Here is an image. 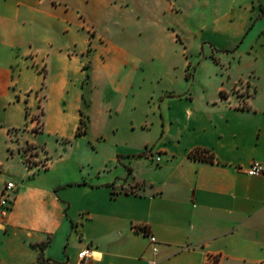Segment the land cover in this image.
<instances>
[{"label": "crops", "instance_id": "crops-1", "mask_svg": "<svg viewBox=\"0 0 264 264\" xmlns=\"http://www.w3.org/2000/svg\"><path fill=\"white\" fill-rule=\"evenodd\" d=\"M162 1L157 14L176 16L165 29L181 41L180 5ZM197 1L192 67L185 47L182 61L173 54L156 82L137 63L115 67L109 86L121 96L120 110L132 94V120L142 121L128 124L97 167L71 179L74 163L53 158L37 139L69 141L90 131L88 124L76 135L102 39L83 16L103 22L111 11L143 4L0 0V144L8 160L15 144L25 165L14 180L0 173V190L8 180L16 184L0 222L8 256L20 264H76L89 246V264H264V174L247 173L253 162L264 164V0ZM38 112L37 128L31 116ZM25 144L38 151L30 166Z\"/></svg>", "mask_w": 264, "mask_h": 264}, {"label": "rangeland", "instance_id": "rangeland-1", "mask_svg": "<svg viewBox=\"0 0 264 264\" xmlns=\"http://www.w3.org/2000/svg\"><path fill=\"white\" fill-rule=\"evenodd\" d=\"M140 1L143 6L139 4L132 6V8L123 7L116 13L111 11L103 22L94 19L91 15L84 14L83 16L85 26L92 32L95 31L96 35L99 34L102 39V44L98 45V50L94 52L90 80L83 89L86 103L82 108L84 116L82 117L83 122L80 125V131L85 129V126L88 127V124L90 131L85 136L75 137L69 141L46 137L45 135H39L37 139L39 146H45L53 158L62 155L63 158L74 163V173L69 176L71 179H77L80 175L85 176L88 167H97L103 152L114 149L124 140L128 124L131 122L137 124L142 121L141 117L132 120V107L130 106L132 94L125 98L127 104L124 110H120L119 100L121 96L109 86L115 67L130 66L132 63H137L141 75L148 81L153 80L156 82L159 81V72L167 66L169 59L173 58V54L177 55L179 60L182 61L181 56L184 47L188 50V60L192 61L190 66L193 65L194 51L199 48L198 42L193 39V19L199 1L177 0L181 11L180 26H178L180 27L178 33L181 41L177 42L167 35L165 29V22L170 21V23H173L176 16L166 13L157 14L164 11L163 1ZM219 3L223 4L224 0H219ZM146 8H148L147 12H145ZM154 14L159 18V21L154 18L155 24L151 25L149 21ZM174 22L177 24V21ZM168 54L170 57H168ZM177 64L180 65L181 62ZM88 66L87 63L85 69ZM86 72L85 80L88 75V71ZM40 114L38 112L35 115L38 124L41 121ZM135 139L142 143L144 134H136ZM12 147L14 148L12 151V157L14 158L8 160L4 155L5 150L0 144V160L4 162L0 167V173L6 179L14 180L15 175L22 173L25 165L17 153L15 144ZM22 147L31 152V159L24 157V161L26 163L28 160L32 162L33 152L37 153L38 151H33L31 145L25 144ZM10 248H12V245L8 247L6 240L1 239L0 254L4 263L20 264L21 262L17 257L8 256L7 250Z\"/></svg>", "mask_w": 264, "mask_h": 264}, {"label": "built area", "instance_id": "built-area-1", "mask_svg": "<svg viewBox=\"0 0 264 264\" xmlns=\"http://www.w3.org/2000/svg\"><path fill=\"white\" fill-rule=\"evenodd\" d=\"M31 120L35 121L34 126L38 128L39 124L37 122V120H38L37 117L31 116ZM23 155H24V157L31 159V152L28 149L23 150ZM196 156H197V154H196ZM159 160H160L159 156L155 157V161H159ZM30 164H31V162L28 160L27 165L30 166ZM247 173L249 175H253V176L264 174V164L260 163V162H253L249 166ZM15 190H16V184L13 180L6 181L4 183L2 189L0 190V222L6 216L8 211L11 209L13 199H14ZM132 228H133V230H135L137 232H141V233L146 234V230L142 226H133ZM148 238H149V241L151 244L155 243V238L153 237V235L149 234ZM153 251L156 252V248H153ZM77 256H78V261L76 264H89V261L93 258V253H92L91 247L86 246V247L82 248L78 252ZM214 263H215V258H212L210 260V264H214ZM148 264H155V262L150 260Z\"/></svg>", "mask_w": 264, "mask_h": 264}, {"label": "trees", "instance_id": "trees-1", "mask_svg": "<svg viewBox=\"0 0 264 264\" xmlns=\"http://www.w3.org/2000/svg\"><path fill=\"white\" fill-rule=\"evenodd\" d=\"M87 76H88V75H87ZM80 114H81V120H80L79 127H78V129H77V131H76V135H83V134H85L86 131H87V126H85V129H83L82 131H80V125H81V123L83 122V118H82V117L84 116V112H83V110L80 111ZM193 157H195V155H193ZM200 158H204V159H209V160H211V156H208V157H201V156H200ZM40 264H48V260H42V262H41Z\"/></svg>", "mask_w": 264, "mask_h": 264}]
</instances>
